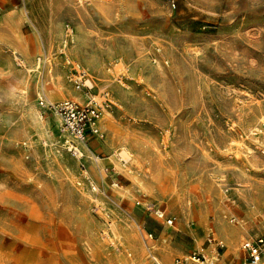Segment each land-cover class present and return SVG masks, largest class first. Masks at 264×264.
Wrapping results in <instances>:
<instances>
[{
  "label": "rangeland",
  "instance_id": "374dc122",
  "mask_svg": "<svg viewBox=\"0 0 264 264\" xmlns=\"http://www.w3.org/2000/svg\"><path fill=\"white\" fill-rule=\"evenodd\" d=\"M80 71L110 103L83 158L38 105L85 103ZM209 235L215 264L264 237V0H0V264H175Z\"/></svg>",
  "mask_w": 264,
  "mask_h": 264
},
{
  "label": "built area",
  "instance_id": "2783aa9c",
  "mask_svg": "<svg viewBox=\"0 0 264 264\" xmlns=\"http://www.w3.org/2000/svg\"><path fill=\"white\" fill-rule=\"evenodd\" d=\"M85 74L80 71L74 81L78 90L87 88L86 102L80 103L76 100L65 99L61 101H51L41 97L38 101L40 109L45 114L58 116L63 127L75 139L70 147V151L77 157H84V151L89 149L91 138L102 139L104 131L101 126L103 109L109 106V100L104 95L103 101L99 102L96 97L89 92L90 87L84 82ZM160 219L165 220L168 226L174 224V219L169 218L164 211L158 213ZM208 248L212 250L214 256L203 247L175 260V264H215V259L219 251L224 247L220 241L209 235L206 239ZM241 249L247 253L246 264H264V237L255 240H246ZM152 264H162L160 259L153 252L150 253Z\"/></svg>",
  "mask_w": 264,
  "mask_h": 264
},
{
  "label": "bare ground",
  "instance_id": "6f19581e",
  "mask_svg": "<svg viewBox=\"0 0 264 264\" xmlns=\"http://www.w3.org/2000/svg\"><path fill=\"white\" fill-rule=\"evenodd\" d=\"M230 229V228H229ZM238 232H237V230L236 229H231L229 232L228 231H226V233H225V237L228 239V240H231V241H233L235 238H236V234H237ZM221 242V241H220ZM222 243V245L224 246V244H223V242H221Z\"/></svg>",
  "mask_w": 264,
  "mask_h": 264
}]
</instances>
